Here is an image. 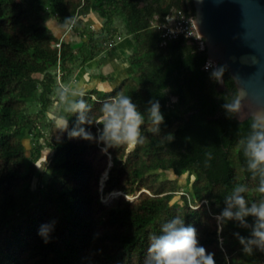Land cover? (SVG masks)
Returning <instances> with one entry per match:
<instances>
[{
  "label": "trees",
  "instance_id": "16d2710c",
  "mask_svg": "<svg viewBox=\"0 0 264 264\" xmlns=\"http://www.w3.org/2000/svg\"><path fill=\"white\" fill-rule=\"evenodd\" d=\"M173 11L194 17L192 0H0V264H143L149 237L177 215L196 227L217 264L264 261V252L242 251L232 223L218 246L213 213L231 189L246 184L250 202L264 197L238 146L248 123L228 119L222 109L237 94L229 71L214 83L204 70L202 39H167L152 26L154 15L162 20ZM85 15L96 17L99 29ZM48 17L81 38L59 39L44 26ZM124 37L132 45L130 75L83 98L97 119L100 105L120 92L141 111L158 99L165 125L156 133L146 123L143 144L107 157L95 145L56 136L52 121L62 109L57 89ZM167 171L194 179L182 188ZM112 192L121 194L103 203L102 195ZM52 219L58 223L45 244L37 229Z\"/></svg>",
  "mask_w": 264,
  "mask_h": 264
},
{
  "label": "clouds",
  "instance_id": "9594fccd",
  "mask_svg": "<svg viewBox=\"0 0 264 264\" xmlns=\"http://www.w3.org/2000/svg\"><path fill=\"white\" fill-rule=\"evenodd\" d=\"M49 19L44 22L46 30ZM69 19L66 18L65 22ZM204 70L209 72L210 80L216 84L223 83L228 71L226 65H217L211 59L206 61ZM232 79H237V76ZM56 94L62 110L54 113L52 123L61 138L95 145L107 157H111L116 149L132 151L143 144L145 136L142 128L146 123H150L156 133H161L165 125V115L158 99H150L141 111L131 96L120 92L100 105L97 119L92 106L83 98L86 94L83 86L71 83L62 85ZM248 95L246 89H241L223 103L222 109L228 119L240 122ZM244 118L248 123V132L238 140V146L245 159L246 171L256 183L255 190L264 197V107H258ZM172 135L167 134L169 137ZM207 158H212L211 153L207 154ZM249 190L246 184H236L224 197V206L213 213V219L218 229V246H223L224 226L232 223L247 233L243 235L240 230L234 231L233 238L244 253L252 254L254 251L264 252V198L250 202L245 195ZM57 223L52 219L38 227L37 236L45 244L50 242ZM215 255L200 243L196 227L177 215L161 224L159 234L149 237L143 264H217Z\"/></svg>",
  "mask_w": 264,
  "mask_h": 264
},
{
  "label": "water",
  "instance_id": "95a60500",
  "mask_svg": "<svg viewBox=\"0 0 264 264\" xmlns=\"http://www.w3.org/2000/svg\"><path fill=\"white\" fill-rule=\"evenodd\" d=\"M192 24L207 59L226 65L237 93L248 91L244 121L264 107V0H192ZM121 194L120 192H118Z\"/></svg>",
  "mask_w": 264,
  "mask_h": 264
},
{
  "label": "crops",
  "instance_id": "0c3cea01",
  "mask_svg": "<svg viewBox=\"0 0 264 264\" xmlns=\"http://www.w3.org/2000/svg\"><path fill=\"white\" fill-rule=\"evenodd\" d=\"M93 19H95V22L98 24L97 29H99L101 23L96 17H93ZM93 21L94 20H92V24L94 25ZM131 46V41L128 37L121 38L117 42H114L110 46L109 53L105 57L97 58L102 64V76L93 74V71H95L98 64L97 60L95 61L94 59L93 62L88 64V67H82L76 73L75 79L71 84L83 86L85 92L93 88H96L99 91H109L113 89L124 78L128 77L129 73L132 71L127 60V54L130 52ZM105 75L107 76L105 77Z\"/></svg>",
  "mask_w": 264,
  "mask_h": 264
},
{
  "label": "rangeland",
  "instance_id": "374dc122",
  "mask_svg": "<svg viewBox=\"0 0 264 264\" xmlns=\"http://www.w3.org/2000/svg\"><path fill=\"white\" fill-rule=\"evenodd\" d=\"M85 17V21H87V22H89V23H91L92 24V20H94L93 22H94V25L92 24V26L94 27V28H97L98 27V24L95 22V19H93V16L92 15H85L84 16ZM98 20V19H97ZM48 26H49V28L52 30V32H53V34L56 36V37H58L59 39L60 38H62L63 40H65V41H70V40H72V37H73V39L74 40H78V39H80L81 37L78 35V34H73L72 33V30H70V28L69 27H67V26H65V25H61V24H59V23H57L54 19H50V20H48ZM107 55V53L106 54H104V57ZM97 59H95V61H96ZM93 62V61H92ZM85 67H88V64H86V66ZM87 69H89V68H87ZM93 74H95V75H99V76H102V74H103V71H102V64H101V62H99L98 64H97V67L95 68V71H93ZM129 75H130V73H129ZM128 75V76H129ZM107 75H105V77H106ZM44 120V119H43ZM43 122V121H42ZM46 125V124H45ZM42 131H44V133H45V130H42ZM54 131H55V135L56 136H61V134H60V132L58 131V130H56V129H54ZM24 141V144H25V146H26V149H30L31 148V146H30V142H29V140L28 139H24L23 140ZM51 154V150H44V152H43V155H45V156H47V155H50ZM44 158V157H43ZM42 159V158H41ZM110 164V163H109ZM40 165V164H39ZM45 165H41L40 167H44ZM107 173H108V170L106 169L105 171H104V173H103V175H102V182H101V184L103 185V182L106 180V178H107ZM46 176H48V172H46V174H45V177ZM165 177L166 178H168L169 180H174V179H177V184H178V186L179 187H182V188H184L185 186H186V183H189V186H190V182H192L193 181V179H194V176H189L187 173H185V174H183V175H180V176H178V177H176L173 173H172V171H167V172H165ZM141 192H144V190L143 191H140V192H136V194L135 195H133V196H127L126 198L127 199H129V200H135L140 194H141ZM119 195V193L118 192H112V193H110V194H105V195H102V197H101V200L103 201V203H105V204H109L111 201H112V199L113 198H115V197H117ZM179 195V194H178ZM178 195H176L172 200H174V199H177L178 198ZM199 205H196V206H194V208H197ZM260 264H264V261H262Z\"/></svg>",
  "mask_w": 264,
  "mask_h": 264
},
{
  "label": "built area",
  "instance_id": "2783aa9c",
  "mask_svg": "<svg viewBox=\"0 0 264 264\" xmlns=\"http://www.w3.org/2000/svg\"><path fill=\"white\" fill-rule=\"evenodd\" d=\"M152 26L159 30L162 36L167 39L175 38L180 34L195 40L200 39L192 24V17L186 16L182 11H173L162 20H158V16L154 15ZM200 44L202 45V43Z\"/></svg>",
  "mask_w": 264,
  "mask_h": 264
}]
</instances>
